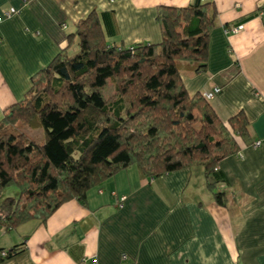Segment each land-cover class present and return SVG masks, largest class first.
<instances>
[{"label":"crops","instance_id":"obj_1","mask_svg":"<svg viewBox=\"0 0 264 264\" xmlns=\"http://www.w3.org/2000/svg\"><path fill=\"white\" fill-rule=\"evenodd\" d=\"M193 1L0 0V119L31 77L74 43L67 37L90 11L108 44L130 47L160 42L158 7ZM206 1L216 17L205 69H186L181 80L189 97L220 89L208 104L223 124L237 113L246 119L248 140L235 138L239 157L222 160L214 174L224 206L200 168L145 179L132 166L87 191L84 204L73 199L44 223L0 229V264H264V0Z\"/></svg>","mask_w":264,"mask_h":264},{"label":"trees","instance_id":"obj_2","mask_svg":"<svg viewBox=\"0 0 264 264\" xmlns=\"http://www.w3.org/2000/svg\"><path fill=\"white\" fill-rule=\"evenodd\" d=\"M215 17L206 0L158 7L160 42L130 47L106 42L97 12L80 19L67 37L76 40L75 51L69 54V44L33 75L22 100L0 119V229L44 223L73 199L84 204L87 191L132 166L145 179L200 168L223 207L214 174L237 154L235 138L248 140L247 122L237 113L223 124L181 80L186 69L204 71ZM108 82L114 93L105 99ZM24 127L40 130L42 141ZM12 187L17 193L1 198Z\"/></svg>","mask_w":264,"mask_h":264},{"label":"rangeland","instance_id":"obj_3","mask_svg":"<svg viewBox=\"0 0 264 264\" xmlns=\"http://www.w3.org/2000/svg\"><path fill=\"white\" fill-rule=\"evenodd\" d=\"M75 47H76V40L74 41V43L71 45V48L69 50V54L73 53L75 51ZM182 72V71H181ZM114 90H113V86L111 82L107 83V88L106 90L103 92V96L105 99H109L111 96H113ZM23 133H25L29 138H31L32 140H34L35 142H41L42 141V135L40 130L37 129H30L27 127H24L22 129ZM17 193V190L15 188H7L6 190H4V192L1 195V198H7V197H13V195H15Z\"/></svg>","mask_w":264,"mask_h":264},{"label":"built area","instance_id":"obj_4","mask_svg":"<svg viewBox=\"0 0 264 264\" xmlns=\"http://www.w3.org/2000/svg\"><path fill=\"white\" fill-rule=\"evenodd\" d=\"M13 13L14 12L12 10H10V12L6 13L5 16L8 17L9 15H11ZM241 29H242V27H236L235 29H231L228 32L235 33ZM219 92H220V89L218 87H213L210 91L202 93V97L208 102V101L212 100L213 97L215 95H217ZM260 145H261V141H254L252 143L251 147H252V149H257L258 147H260ZM236 156L239 157V155H236ZM122 200H123V198L120 201H122ZM4 256H5V253H1V257H4ZM76 264H84V260H81Z\"/></svg>","mask_w":264,"mask_h":264}]
</instances>
